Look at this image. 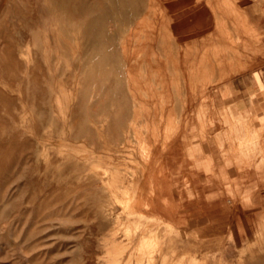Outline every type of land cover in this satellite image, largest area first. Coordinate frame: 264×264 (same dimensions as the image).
<instances>
[{"label": "rangeland", "instance_id": "obj_1", "mask_svg": "<svg viewBox=\"0 0 264 264\" xmlns=\"http://www.w3.org/2000/svg\"><path fill=\"white\" fill-rule=\"evenodd\" d=\"M69 1L0 0V264H264V211L197 189L264 183L223 103L262 87L264 0Z\"/></svg>", "mask_w": 264, "mask_h": 264}, {"label": "crops", "instance_id": "obj_2", "mask_svg": "<svg viewBox=\"0 0 264 264\" xmlns=\"http://www.w3.org/2000/svg\"><path fill=\"white\" fill-rule=\"evenodd\" d=\"M261 81L263 89L253 77L244 75L234 78L227 86V91L229 93L223 100V103L226 108L229 107L234 112L239 113L242 117L247 119L249 118L248 120L251 129L258 131L260 136L264 138V81L262 78ZM252 107H254L255 111L252 110ZM260 156H262V154H260ZM256 161L258 166L257 170H259L260 167L262 168L264 166V160L261 157ZM202 185L198 183L197 189L198 192L205 195L206 192ZM220 185L221 183H215L213 189L219 187ZM204 195L203 197L198 195V199L200 198L201 201L203 200L202 203H228L229 205L234 202L233 199L241 196L238 200V207L236 210L233 211L234 208L231 209L232 212L237 211L236 213H241L240 215L247 218H251L250 212L254 210L259 211V213L264 211V183L259 181L254 182L253 179L236 186L232 193L233 198L229 197V199H226L227 201L217 199V197H211L213 199L210 200ZM205 197L207 201L205 200ZM259 213H256V215Z\"/></svg>", "mask_w": 264, "mask_h": 264}, {"label": "bare ground", "instance_id": "obj_3", "mask_svg": "<svg viewBox=\"0 0 264 264\" xmlns=\"http://www.w3.org/2000/svg\"><path fill=\"white\" fill-rule=\"evenodd\" d=\"M67 2L69 1V0H66ZM72 0H70L69 2H71ZM160 1V0H159ZM167 1V0H166ZM199 1V0H198ZM202 1V0H201ZM200 1V2H201ZM210 1V0H209ZM231 1V0H230ZM217 2H218V0H217ZM61 3V2H60ZM72 3V2H71ZM162 3V2H161ZM164 3V2H163ZM179 3V2H178ZM231 3V2H230ZM25 4V3H24ZM75 4V3H74ZM143 4V3H142ZM209 4V3H208ZM216 4V3H215ZM15 5V4H14ZM52 5V4H51ZM77 5V4H76ZM117 5H120V2L118 1H115V0H89L88 2H84V3H82V5H80V6H82V7H84V8H86L87 10H95V9H100V10H103L104 11V14H105V16H107V15H117V16H119V17H122L123 19L125 18V19H130L131 18V15H128V14H126L125 12H120V11H118L117 10ZM150 5V4H149ZM205 6V5H204ZM69 7H70V5H69ZM201 7V6H200ZM210 7V6H209ZM229 7V6H228ZM166 8V7H165ZM208 8V7H207ZM71 9V8H70ZM159 9V8H158ZM150 10V9H149ZM166 10H167V8H166ZM169 10V9H168ZM77 11H79V10H77ZM215 11V10H214ZM213 12V11H212ZM138 13V12H137ZM228 13V12H227ZM12 14V13H11ZM91 14V13H90ZM154 14H156V13H154ZM140 16V15H139ZM143 16V15H142ZM154 16V15H153ZM187 16V15H186ZM137 17V16H136ZM135 17V18H136ZM183 17V16H182ZM100 18V17H99ZM14 19V18H13ZM142 19V18H141ZM155 19V18H154ZM100 20V19H99ZM157 20V19H156ZM173 20V19H172ZM236 20V19H235ZM158 21H160V20H158ZM157 23V22H156ZM140 24V23H139ZM242 24V23H241ZM117 25V24H116ZM140 25H142V24H140ZM157 25V24H156ZM94 26H96L97 28H98V25L97 24H95ZM162 26V25H161ZM241 26V25H240ZM245 26H246V24H245ZM158 27H160V24H159V26ZM132 28V27H131ZM137 28V27H136ZM156 28H157V26H156ZM161 28V27H160ZM159 28V29H160ZM248 28V27H247ZM247 28H245L244 27V30L245 29H247ZM249 28L251 29L252 27H250V25H249ZM255 29V28H254ZM153 30V29H152ZM243 30V31H244ZM248 30V29H247ZM252 30V29H251ZM258 30V29H257ZM156 31V30H155ZM159 31V30H158ZM242 31V34H244V32ZM249 31V30H248ZM157 32V31H156ZM125 33V32H124ZM247 33V32H246ZM263 32H261V34H262ZM153 34V33H152ZM122 35V34H121ZM127 35V34H126ZM155 35H156V33H155ZM241 35V34H240ZM157 36H158V34H157ZM244 36V35H243ZM246 36V35H245ZM122 37H123V35H122ZM132 37V36H131ZM131 37H130V39H131ZM241 37H242V35L240 36V39H241ZM117 38V37H116ZM127 38V37H126ZM154 38V37H153ZM160 38V37H159ZM230 38V37H229ZM232 38V37H231ZM230 38V39H231ZM246 38V37H245ZM123 39V38H122ZM155 39V38H154ZM229 39V40H230ZM251 39V38H250ZM257 39V38H256ZM117 40V39H116ZM222 40V39H221ZM229 40H228V42H229ZM241 40H243V37H242V39ZM128 41V40H127ZM132 41V40H131ZM156 41H157V39H156ZM159 41H161V40H159ZM227 41V40H226ZM247 41V40H246ZM251 41V40H250ZM259 41V40H258ZM117 42V41H116ZM119 42V41H118ZM225 42V41H224ZM234 42V41H233ZM239 42V41H238ZM243 42V41H242ZM260 42V41H259ZM108 43V42H107ZM126 43V42H125ZM217 43V42H216ZM223 43V42H222ZM241 43V42H240ZM116 44V43H115ZM218 44V43H217ZM232 43L230 42V45H231ZM238 44V43H237ZM251 44V43H250ZM259 44H261V43H259ZM258 44V45H259ZM152 45V44H151ZM182 45V44H181ZM219 45H220V43H219ZM223 45V44H222ZM244 45H245V43H244ZM243 45V46H244ZM246 45H249V44H247L246 43ZM159 46V45H158ZM240 46V45H239ZM241 46H242V44H241ZM252 46V45H251ZM261 46V45H260ZM112 47H113V45H112ZM127 47V46H126ZM181 47V46H180ZM231 47V46H230ZM237 47H238V45H237ZM244 47H246V46H244ZM93 48V47H92ZM218 48V47H217ZM248 47H246V49H247ZM225 49V48H224ZM227 49V48H226ZM233 49V48H232ZM245 49V48H244ZM245 49V50H246ZM251 49V48H250ZM253 49V48H252ZM188 50V49H187ZM228 50V49H227ZM155 51V50H154ZM250 51V50H249ZM253 51V50H252ZM124 52V51H123ZM205 52V51H204ZM214 52V51H213ZM243 53H244V51H242ZM188 53V52H187ZM199 53V52H198ZM215 53V52H214ZM224 53V52H223ZM247 54V56L251 53H248V50H247V52H246ZM253 53V52H252ZM113 54V53H112ZM206 55H207V53H205ZM222 54V53H221ZM237 54V53H236ZM115 55V54H114ZM127 55V54H126ZM188 55V54H187ZM209 55V54H208ZM207 55V56H208ZM215 55V54H214ZM224 56H225V54H223ZM230 55V54H229ZM238 55V54H237ZM253 55H254V53H253ZM125 56V55H124ZM205 56V55H204ZM222 56V55H221ZM246 56V57H247ZM256 56V55H255ZM200 57V56H199ZM215 57V56H214ZM244 57V56H243ZM240 57H238V59H239ZM248 58V57H247ZM183 59H184V57H183ZM198 59V58H197ZM203 59V58H202ZM246 59V58H245ZM37 60V59H36ZM206 60H208V59H206ZM241 60V59H240ZM247 60V59H246ZM205 61V60H204ZM185 62V61H184ZM217 62H219V61H217ZM222 61H220L219 63H221ZM228 62V61H227ZM241 62V61H240ZM254 62V61H253ZM231 63V62H230ZM233 63V62H232ZM245 63V62H244ZM225 65H226V63H224ZM224 64H222V65H224ZM229 64V63H228ZM130 65V64H129ZM166 65V64H165ZM185 64H183V66H184ZM193 65V64H192ZM236 66V65H235ZM40 67V66H39ZM149 68V67H148ZM191 68H192V66H191ZM184 69V68H183ZM241 69H242V67H241ZM184 71H186V69L184 70ZM242 71V70H241ZM40 72V71H39ZM223 75V74H222ZM28 78H29V76H28ZM225 79V78H224ZM205 80V79H204ZM207 80V79H206ZM38 82V81H37ZM204 83V82H203ZM206 83V82H205ZM208 84V83H207ZM136 85V84H135ZM140 85V84H139ZM132 86V85H131ZM205 89V88H204ZM204 91V90H203ZM130 92V91H129ZM172 92V91H171ZM189 93V92H188ZM187 93V94H188ZM191 94V93H190ZM203 94V93H202ZM161 95V94H160ZM205 95V94H204ZM200 96V95H199ZM151 97V96H150ZM195 97V96H194ZM188 98V97H187ZM192 100V99H191ZM240 102V101H239ZM247 102H250V101H247ZM252 103V102H251ZM250 103V104H251ZM249 104V103H248ZM189 105H191V104H189ZM188 106V105H187ZM183 108V107H182ZM236 108V107H235ZM168 113V112H167ZM187 113V112H186ZM166 114V113H165ZM164 115V114H163ZM166 116V115H165ZM166 117H168V116H166ZM221 118V117H220ZM249 119V118H248ZM155 120V119H154ZM241 121V120H240ZM123 123V122H122ZM238 123V122H237ZM241 123V122H240ZM251 123V122H250ZM186 125V124H185ZM245 125V124H244ZM243 125V126H244ZM90 127V126H89ZM199 128V127H198ZM147 130V129H146ZM190 130V129H189ZM229 130V129H228ZM247 131V130H246ZM148 132V131H147ZM219 132V131H218ZM249 132V131H248ZM138 135V134H137ZM249 135V134H248ZM247 135V136H248ZM134 136V135H133ZM116 138V137H115ZM153 138V137H152ZM250 137H248V139H249ZM158 140H159V138H158ZM250 140V139H249ZM138 141V140H137ZM194 141H195V139H194ZM134 142V141H133ZM246 142V141H245ZM131 144V143H130ZM122 145V144H121ZM227 146V145H226ZM238 146V145H237ZM236 146V147H237ZM146 148V147H145ZM191 148V147H190ZM164 150V149H163ZM147 151V150H146ZM162 152V151H161ZM164 152V151H163ZM129 153V152H128ZM158 153V152H157ZM184 153V152H183ZM146 154V153H145ZM155 154V153H154ZM159 154V153H158ZM153 155V154H152ZM160 155V154H159ZM132 156V155H131ZM246 156V155H245ZM143 157V156H142ZM153 157V156H152ZM155 157H156V154H155ZM167 158V157H166ZM224 158V157H223ZM152 159V158H151ZM170 159V158H169ZM226 159V158H225ZM184 160V159H183ZM160 161V160H159ZM155 162V161H154ZM191 162V161H190ZM158 165V164H157ZM156 170V169H155ZM150 172V171H149ZM214 174V173H213ZM150 176V175H149ZM151 177H152V175H151ZM157 183V182H156ZM148 184V183H147ZM151 184V183H150ZM148 186V185H147ZM153 186V185H152ZM148 188V187H147ZM230 189V188H229ZM141 192V191H140ZM173 195H175V193L173 192V193H171V196L173 197ZM150 196H151V194H150ZM179 206V205H178ZM177 209H178V207H176ZM235 210H236V208H235ZM235 210H233V211H235ZM247 210V209H246ZM175 211V210H174ZM173 212V211H172ZM171 212V213H172ZM176 212V211H175ZM259 212V211H258ZM195 213V212H194ZM108 214V213H107ZM241 214V213H240ZM197 217L198 218H200L199 217V215H197ZM253 217V216H252ZM242 219V218H241ZM172 220V219H171ZM233 224H234V221H233V219H231V222H230V225H232L231 227H234L233 226ZM219 225V224H218ZM260 225V224H259ZM263 231V230H262ZM261 235V234H260ZM258 237V236H257ZM253 239V238H252ZM262 240V239H261ZM262 241H264V240H262ZM261 243V242H260ZM261 244H263V242L261 243ZM240 247V246H239ZM245 247V246H244ZM261 247V246H260ZM227 250V249H226ZM248 250V249H247ZM244 252V251H243ZM252 259H254L253 257H252ZM250 260V259H249ZM240 262V261H239Z\"/></svg>", "mask_w": 264, "mask_h": 264}]
</instances>
